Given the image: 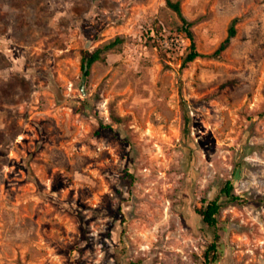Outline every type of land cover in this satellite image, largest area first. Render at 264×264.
Listing matches in <instances>:
<instances>
[{"label":"rangeland","instance_id":"obj_1","mask_svg":"<svg viewBox=\"0 0 264 264\" xmlns=\"http://www.w3.org/2000/svg\"><path fill=\"white\" fill-rule=\"evenodd\" d=\"M0 264H264V0H0Z\"/></svg>","mask_w":264,"mask_h":264},{"label":"trees","instance_id":"obj_2","mask_svg":"<svg viewBox=\"0 0 264 264\" xmlns=\"http://www.w3.org/2000/svg\"><path fill=\"white\" fill-rule=\"evenodd\" d=\"M169 4L180 15L181 19L183 20L184 27H186L188 35L193 40V44H192V47H191V52H190V54L188 56V59H187L188 62H193V61H195L197 58H199L201 56V53L197 50L196 43H195V40H194V34L189 29L190 26L192 25V23L188 19V17L185 15V13L183 11V8H182L181 2L170 1ZM236 35H237V28H236L235 22H234V24L230 28V35L226 39V41L222 44L221 48L218 50V54H221L228 47H230V45L232 43V39ZM115 44H116L115 42L111 43V44L107 45L105 48H111ZM102 52H103V49H98V50H96L95 52H92V53L88 52L84 56L83 63H82V72H83L82 79H83V83H85V81H87V79L90 77L93 65L97 61L101 60ZM189 131H190V118L186 117V128H185L186 134H188ZM233 191H234V185L232 183H228V185L224 189V192L229 197H234L235 195H234ZM220 210H221V205L217 201H213L206 208L200 210V213L202 214V216L204 218V221L207 224H209L211 227H216L218 225V214L220 213ZM218 248H219L218 244L214 243L212 245V247H210V249L208 250L207 254L209 255L211 252H217Z\"/></svg>","mask_w":264,"mask_h":264}]
</instances>
